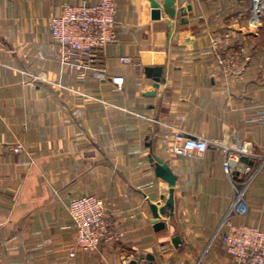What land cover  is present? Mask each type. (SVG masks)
I'll return each mask as SVG.
<instances>
[{"label":"crops","instance_id":"crops-1","mask_svg":"<svg viewBox=\"0 0 264 264\" xmlns=\"http://www.w3.org/2000/svg\"><path fill=\"white\" fill-rule=\"evenodd\" d=\"M81 1L0 0V264H232L226 223L264 230V14L251 0H118L117 38L80 82L50 19ZM225 31L239 62L229 73L212 50ZM175 128L205 137L207 151L169 152ZM236 188L244 216L229 213ZM85 194L125 232L93 253L76 247L68 211Z\"/></svg>","mask_w":264,"mask_h":264},{"label":"built area","instance_id":"built-area-1","mask_svg":"<svg viewBox=\"0 0 264 264\" xmlns=\"http://www.w3.org/2000/svg\"><path fill=\"white\" fill-rule=\"evenodd\" d=\"M251 2L253 17L262 16L264 0ZM117 7L118 0H82L79 4L65 3L62 12L51 17L52 38L61 49L59 59L68 73L78 81H86L90 71L102 68L107 49L117 38ZM232 42L231 31L212 38L215 60L225 73L239 69L237 56L230 52ZM121 60L132 62L134 59L124 56ZM110 80L118 88H122L123 76L114 75ZM83 95L91 97L89 93ZM258 120L264 122V115ZM163 139L167 143V150L176 156L202 154L209 147L205 137L188 135L177 128L165 132ZM238 152L245 153L246 148L241 147ZM234 156L237 154L231 153L224 163L227 171ZM68 211L76 228L75 245L83 251L96 252L101 244L120 241L125 235L116 226L104 199L98 195L85 194L72 200ZM248 211L245 188H236L229 213L244 216ZM226 226L227 229L221 234V242L231 257L232 264H264V230L255 225L234 224L230 221Z\"/></svg>","mask_w":264,"mask_h":264},{"label":"water","instance_id":"water-1","mask_svg":"<svg viewBox=\"0 0 264 264\" xmlns=\"http://www.w3.org/2000/svg\"><path fill=\"white\" fill-rule=\"evenodd\" d=\"M168 1H169V3H172L174 0H168ZM160 15H161V11H160V9H159L158 7L155 6V7L152 9V17H153L154 19H157V18H160ZM153 160H154V159L152 158V161H153ZM156 166H157V168H158L159 170H161L162 173L165 172V177H166L168 180L174 182V180H175V178H176L174 175H172L169 171H167V170H166L164 167H162L159 163H157ZM165 166H166V168H167V165H165ZM164 170H166V171H164ZM173 210H174V190L171 189V190H170V198L168 199V201H167V203H166V212L170 213V212H172ZM155 216H156L157 218L160 217L159 213H156ZM154 227H155L156 230L163 229V228L165 227V222H163V221H157V222L154 224ZM172 241H173L174 245H175L176 247H178L179 244H180V242H181V237H180L179 235H176L175 237H173ZM147 257L150 258V256H147Z\"/></svg>","mask_w":264,"mask_h":264}]
</instances>
